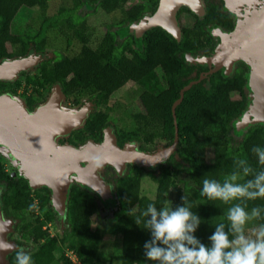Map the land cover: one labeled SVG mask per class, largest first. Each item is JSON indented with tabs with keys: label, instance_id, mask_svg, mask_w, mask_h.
<instances>
[{
	"label": "trees",
	"instance_id": "16d2710c",
	"mask_svg": "<svg viewBox=\"0 0 264 264\" xmlns=\"http://www.w3.org/2000/svg\"><path fill=\"white\" fill-rule=\"evenodd\" d=\"M125 1L118 2L120 4ZM139 1L124 9L125 18L119 24L124 25L139 19L147 8L145 1L151 4L157 2ZM47 3L48 0H0V60L23 55L31 47L36 50L44 47L43 30L34 35H14L11 32V23L21 8L36 7L44 11ZM45 23L47 27L51 22L46 20ZM77 36L82 43L79 53L71 58L41 61L33 78L27 80L46 86L58 81L65 96L75 92H98L99 98H105L127 80H149L159 90L156 93H140L139 103L144 114H137L136 118L142 124L152 121L161 128V134L171 141L174 137L172 104L179 97L180 89L193 79L188 77L190 67L178 57L179 52L190 49L186 37L177 41L161 27H151L142 35V49L134 50L131 47L132 36L129 35L117 43L116 34L110 29L94 47H89L87 38L79 32ZM66 76L69 77L68 80ZM13 84L11 81L0 80V93L13 91ZM223 85L222 81L212 77L209 87L198 83L184 92L182 100L175 107L179 137L177 148L166 164L159 168L153 199L141 194L140 170L130 167L132 172L119 176L115 181L116 208L111 223L103 229L92 226V217L99 211L94 195L79 185H71L67 195L65 218L69 232L64 238H70L69 247L75 252L80 264H99L100 259L94 257L93 253L100 246L103 230L114 234L113 242L117 251L104 264H136V250L138 247L144 248L145 242L151 239V234L142 225H137L134 217L140 215L149 203H155L157 208L167 203V193L175 185L173 177L178 173H184L186 177L178 178L182 186L176 189L175 200L171 206L182 204L181 197L186 195L193 205L194 214H198L202 220L195 235L202 243L210 245L209 236L215 231L216 223L225 221L227 206L209 201L200 195L203 178H222L231 171L233 161L237 158H248L254 167L260 168L250 149L254 145L264 146V125L252 126L239 141H231L228 135L230 123L238 117L242 105L229 100ZM108 117L105 112L91 113L83 127L75 132L74 141L83 142L87 138L99 141ZM115 133L119 145L139 138V134L134 131L119 129ZM0 179L7 182L1 194L4 209L9 214H18L19 211L32 213L36 195H33L28 181L20 176L11 177L1 163ZM41 188L46 192L42 195L37 191L39 207L43 208L48 202L47 194L50 190L45 186ZM254 203L264 205V201L258 200ZM53 216L51 210L45 212L46 219L51 220ZM259 223L264 221H257ZM26 228L35 241L49 235L39 218L26 223ZM56 243L57 238H48V241L32 252L34 264H73L68 257L56 255ZM147 262L153 264L152 261Z\"/></svg>",
	"mask_w": 264,
	"mask_h": 264
},
{
	"label": "rangeland",
	"instance_id": "374dc122",
	"mask_svg": "<svg viewBox=\"0 0 264 264\" xmlns=\"http://www.w3.org/2000/svg\"><path fill=\"white\" fill-rule=\"evenodd\" d=\"M118 1L119 0H48L47 7L44 11L36 7L21 8L11 23V32L14 35H34L43 30L45 37L44 50L42 52H36L34 49L30 48L26 54L14 56L25 57L32 55L33 57H31V66L19 70L14 78L2 79L14 82V90L6 93L16 96L19 101L23 103H25L24 97L32 99L34 101L33 103L37 106L46 102L51 96L55 86L50 90L47 88L44 95L43 91L37 89V86L33 82L28 81L27 78H33L41 61L52 59L57 53L68 58L75 55L78 52L79 47L82 46L78 37L79 35L77 36V32L88 39L89 45L95 46L99 43V39L105 34L106 30L110 29L115 31L119 42L126 39L129 35H132L134 39L133 46L140 48L141 44L139 42V37L142 31L141 21L148 15L145 13L139 21L127 22L124 25L118 24L125 18L124 9L136 0H126L120 4ZM46 20L51 22L47 27H45ZM110 24H113V26ZM12 50H15V48ZM143 90H150L156 93L158 88L155 87L151 81L146 79L134 82L127 81L122 86L109 92L105 101L99 106V109L109 114L111 117L110 124L113 125V127L120 128L123 131H134L139 134L138 140L134 142L140 151L145 153H155L159 149L168 147L169 139L161 134V128L155 125L152 121H150L149 124H142L137 120V114H144L143 110L140 108L141 106L138 99L139 94ZM94 94L95 93L89 92H75L66 97L63 95L61 104L65 109L72 110L75 113H78V111L82 109H86L88 114L94 109L93 104L91 103ZM243 114L244 113H242L240 117H237L232 123L231 132L233 134V143L239 141L242 132L246 128L241 127L239 124ZM82 126L83 123L75 129L81 128ZM66 135L67 134L59 135L58 138ZM58 144L68 143L58 142ZM0 158H3L4 160L3 162L5 164V169L7 168V172L13 170L19 175L17 170L18 163L12 160L10 150L7 148L6 144H0ZM164 161V157L143 165L129 161L126 163L123 174L119 173L111 164L103 165L99 169V174L111 190V196L105 199L102 198L99 193L83 185L76 175L72 174L69 182L70 185H79L81 188L88 190L94 195L99 206V211L92 217V226H100L104 229L111 223L113 212L116 208L115 181L119 176L127 173V165H134L140 170L141 194L153 199L156 188V177L158 175L157 165L163 164ZM19 176L22 177L21 175ZM180 177L184 178L186 175L184 173H178L176 176L174 175L173 178L175 185L171 186L167 193V204L170 206L175 200L176 189L182 186L181 181L178 180ZM26 180L28 181L31 191H33V195H36V201L33 203L34 211L32 213H23L21 211L19 212V215L11 213L8 217L3 216V220L7 222V232L5 239L3 240V242H5L4 244L13 245L16 248H25L32 253L36 251L43 242L45 243L48 241V238L55 237L57 238L56 246H54V252H56V255L66 256L73 264H76L75 259L73 260L71 258L75 256V252L69 247L70 238H64L69 232V225L64 214L61 211H57L52 205L51 190L49 189L50 193L47 194L48 202L43 208H41L39 207L40 200L37 191H40L42 195H45L46 192L41 188L43 186H32L29 180ZM3 189L4 187L2 190ZM47 210H51L54 214L51 220L45 218V212ZM35 218L42 220L43 227L47 229L49 234L47 238L39 241H34L26 228V223ZM249 232H251V227ZM113 241L114 234L103 230L100 246L93 253L94 257L100 259L99 264H104V262L107 263L108 259L117 252ZM144 251L145 250L142 247L137 248L136 264H150L145 258ZM0 264H15V252H4V256L0 258Z\"/></svg>",
	"mask_w": 264,
	"mask_h": 264
},
{
	"label": "water",
	"instance_id": "95a60500",
	"mask_svg": "<svg viewBox=\"0 0 264 264\" xmlns=\"http://www.w3.org/2000/svg\"><path fill=\"white\" fill-rule=\"evenodd\" d=\"M181 4H187L195 11L201 7L200 0H159L151 16L142 19V31L151 26H160L179 38V28L175 12ZM254 27L236 29L231 35H223L222 43L209 58L202 59L208 64L229 65L233 60L244 59L251 65L250 87L253 91L248 109L239 122L245 128L254 123H264V9L259 12ZM252 28V29H251ZM31 56L5 57L0 60V79L14 78L21 69L31 66ZM36 58V56H35ZM196 81H191L179 91V97L172 104L175 125L173 143L155 153H145L137 148L134 141L120 147L116 144L112 130L105 129L101 142L89 140L79 146L58 144L59 135L84 124L86 109L75 113L65 109L61 100L63 94L58 86L53 88L46 102L33 110L16 96L0 94V144H6L10 156L16 161L19 175L29 180L35 187L46 186L51 190V203L66 217V196L71 187L70 176L76 175L79 181L109 198L111 190L102 180L99 169L105 164L113 165L123 174L129 161L145 164L158 158H167L178 142L175 107L183 98L184 92ZM17 172L13 171L12 176ZM7 222L0 210V245L6 235ZM4 252H0V258Z\"/></svg>",
	"mask_w": 264,
	"mask_h": 264
},
{
	"label": "clouds",
	"instance_id": "9594fccd",
	"mask_svg": "<svg viewBox=\"0 0 264 264\" xmlns=\"http://www.w3.org/2000/svg\"><path fill=\"white\" fill-rule=\"evenodd\" d=\"M250 151L260 168L248 158H237L222 178L202 180L200 195L227 206L225 221L216 223L209 236L210 245L195 235L202 220L186 195L175 207L149 203L134 217L151 234L144 244L147 260L153 264H264V223H256L264 221V205L254 203L264 201V146L254 145ZM6 251L15 252V264H34L25 248L0 245V252Z\"/></svg>",
	"mask_w": 264,
	"mask_h": 264
},
{
	"label": "flooded vegetation",
	"instance_id": "af4514ba",
	"mask_svg": "<svg viewBox=\"0 0 264 264\" xmlns=\"http://www.w3.org/2000/svg\"><path fill=\"white\" fill-rule=\"evenodd\" d=\"M200 1H201V7H199L198 11H195L187 4H181L175 12V18H176V22L179 28V38H176L174 35H172L169 32L168 33L171 34V36L174 37L177 41H180L183 37H186V40L189 41L188 44H189L190 49L186 51H181L178 53V57L184 60V62L191 69V72L188 75V77H193V79H191L189 82L196 81L194 84L201 83L204 86L209 87L212 77H216L217 80L222 81V84H224L223 85L224 90L227 93L229 100L237 101L242 105V109L238 115V117H240V115H242V113H244L248 109L250 100L252 99V95H253V91L251 90V87H250V81H251L250 63H248L244 59H237V60H233L231 63H229V65H218V64H213V63L208 64L202 59L209 58L215 54V52L217 51V49L222 43L223 35L227 36V35L233 34V32H235L236 29L239 28L240 26L242 28H248L252 26L254 27L256 19L260 17L258 16L259 12H261L264 9V0H200ZM136 2H140V1L136 0L133 4H135ZM158 2L159 0H157L155 4H151L149 1H145L147 8L145 11H143V15L139 19H137V21H139L144 16L145 13L148 16H151L155 11V8ZM151 27H156V26H151ZM151 27H148V28H151ZM157 27H160V26H157ZM147 29H145L144 31H146ZM144 31L141 32L140 37H139V42L141 44L140 48L133 46L134 39H132L133 41H132L131 47L134 50L142 49L141 38H142ZM104 35L102 37H104ZM101 38L99 39V42ZM116 42L119 43V41L117 40V35H116ZM87 45L89 47H94V46L89 45V43H87ZM81 48L82 46L79 47V50L77 53H79ZM31 49H34V48L31 47ZM43 50H44V47L41 50L34 49V51L36 52H42ZM64 58H67V57H64L63 55L57 53V55H55V57L52 58V61L57 60V59H64ZM66 77H67L66 79L68 80L69 77L68 76ZM4 81H7V80H4ZM127 81L134 82L133 80H127ZM35 85L37 86V89H40L41 91H43L44 95H45L47 88H49L50 90L51 88H53V86L57 85L60 91L62 92V94L64 95L62 91V85L58 81L51 83L50 85H47V86L40 85L38 83ZM230 85H233L234 87L229 88ZM225 87H228V88L226 89ZM143 91H150V90H143ZM6 92H9V91H5L2 93H6ZM93 93L95 94L93 95L94 97L92 98L91 103L93 104L94 109L88 113L87 117L93 112H104L99 109V106L102 105V103L105 101V98L107 97L108 94L106 95L105 98H99L98 92H93ZM64 97L66 96L64 95ZM138 99H139V96H138ZM24 100L30 110H32L33 108L37 106L33 103L34 101L28 97H24ZM140 108L141 110H143L142 106ZM110 120H111V117L109 116L106 121L107 125L104 126L102 129V138L99 141L93 138H87L83 142L74 141L75 132L80 130L83 127L82 126L81 128L71 130L66 136L59 137L58 142L68 143L71 145L83 144L88 140H92L95 142H101L104 138V131L107 128H110L112 130L116 144L120 147H123L124 144L129 141H137V140L131 139V140L125 141L122 145H119L116 139L115 132L119 130L120 128L113 127V125L110 124ZM233 121L230 123L231 127H232ZM255 125H264V123H254V124L248 125L242 132L240 139L243 137V134L250 127L255 126ZM231 127L229 130V136L231 138V141L233 142V137H232L233 134L231 132ZM174 133H175V125H174ZM173 139L171 141L169 140L168 145H171L173 143ZM178 140H179V137H178ZM177 144H176L175 149L177 148ZM175 149L168 155V157L165 159L163 164L157 165L158 171L161 165L166 164L167 160L174 153ZM3 161H4L3 158H0V163L4 166L5 164ZM132 166L134 165H127V168H126L127 173L133 171V169L130 168ZM4 169H5V166H4ZM5 171L7 172V168L5 169ZM12 172L13 170L9 172L11 177L19 176L18 174L12 176ZM6 184L7 182L5 179H0V210L2 212V216L8 217L9 213L7 212V210L4 209L2 199H1V194H2V191L4 190V189L2 190V188L3 187L5 188ZM17 215H19V213Z\"/></svg>",
	"mask_w": 264,
	"mask_h": 264
},
{
	"label": "built area",
	"instance_id": "2783aa9c",
	"mask_svg": "<svg viewBox=\"0 0 264 264\" xmlns=\"http://www.w3.org/2000/svg\"><path fill=\"white\" fill-rule=\"evenodd\" d=\"M34 201H36V200L34 199ZM71 258H72L73 260L75 259V263H76V264H80L79 261H78V259H77V257H76V255H75L74 257H71Z\"/></svg>",
	"mask_w": 264,
	"mask_h": 264
}]
</instances>
